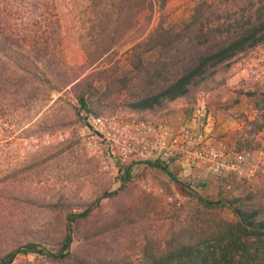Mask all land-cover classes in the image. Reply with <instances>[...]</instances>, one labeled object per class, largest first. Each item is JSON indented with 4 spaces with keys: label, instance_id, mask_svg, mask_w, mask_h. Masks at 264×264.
<instances>
[{
    "label": "rangeland",
    "instance_id": "1",
    "mask_svg": "<svg viewBox=\"0 0 264 264\" xmlns=\"http://www.w3.org/2000/svg\"><path fill=\"white\" fill-rule=\"evenodd\" d=\"M91 3L59 0L63 36L59 48L66 66L53 59L55 63L47 67L51 84L36 91L39 99L26 100L18 93L0 112V255L28 241L55 252L68 216L91 205L93 209L79 220L72 258L56 261L40 254L18 255L12 264H144L145 247L165 250L173 236L181 241H210L219 224L236 220L228 209L206 210L197 203L198 196L211 201L241 197L250 206L264 208V103L256 109L248 95L264 94V45L238 56L189 97L155 112L133 113L127 102L143 91L133 77L138 74L137 55L144 53L143 48L132 50L133 39L160 24L179 30L191 18L194 0H169L163 9L142 13L136 27L112 47L96 33ZM242 10L223 11L210 20H230ZM126 74L129 81L122 82ZM75 75L79 80L91 75L94 80L88 91L94 94L91 113L79 112L72 85L57 89L61 79ZM32 82L41 84V78ZM99 114L139 115L194 129L200 126L195 128L192 121L205 125L210 118L213 127H224V133L212 136L215 144L230 153L244 152L245 170L215 176L180 164L176 170L172 162L183 188L164 171L137 164L132 167V180L123 186L117 159L102 155L85 129L87 117ZM59 133L63 141L54 137L52 144H43L44 136ZM149 186L164 192H147ZM261 251L253 261L238 255L233 264H264V248Z\"/></svg>",
    "mask_w": 264,
    "mask_h": 264
},
{
    "label": "trees",
    "instance_id": "2",
    "mask_svg": "<svg viewBox=\"0 0 264 264\" xmlns=\"http://www.w3.org/2000/svg\"><path fill=\"white\" fill-rule=\"evenodd\" d=\"M91 2L89 7L96 17V33L100 41L112 47L136 27L142 13L163 9L169 0ZM239 10L243 11L241 15L230 20H217L214 22L216 26L211 28L214 25L210 20L212 15L223 11L238 13ZM59 13V0H0V112L5 105L12 104L18 93L26 100L39 99L36 91L46 83L51 84L47 67L55 63L51 62L53 59L66 66L65 56L59 48L63 43ZM133 40L132 50L136 52L143 48L144 52L137 55L135 70L138 74L133 77L143 91L131 97L127 109L133 113L155 112L206 87L218 71L238 56L264 45V0H243L242 3L226 0L225 4L221 0H194L191 18L179 30L160 24ZM183 48L187 54H183ZM150 51L152 54H148ZM165 73L171 77H166ZM34 78H41V84L32 82ZM79 78L75 75L61 79L57 89L72 85L80 105L79 112L91 113L94 94L88 91L94 80H90L91 75ZM121 81H129L127 74ZM248 95L254 99L256 109H261L264 94L254 92ZM148 164L164 171L185 188V183L171 168L172 161L158 160ZM132 167L120 168L123 186L132 180ZM197 203L211 211L228 209L236 220L219 224L211 231L210 241H206L207 238L181 241L173 236L168 242L170 247L165 250L157 252L145 247L144 264H233L238 255L253 261L262 252V206H250L241 197L211 201L198 196ZM92 209L93 205L84 212L68 216L65 235L56 243L55 252L36 241H28L1 254L0 264H12L18 255L29 254L44 255L56 261L72 258L71 247L78 237L79 220L86 218Z\"/></svg>",
    "mask_w": 264,
    "mask_h": 264
},
{
    "label": "built area",
    "instance_id": "3",
    "mask_svg": "<svg viewBox=\"0 0 264 264\" xmlns=\"http://www.w3.org/2000/svg\"><path fill=\"white\" fill-rule=\"evenodd\" d=\"M85 129L102 155L117 159L119 167L148 164L154 161L174 162L195 172L215 176L242 173L247 158L244 152H228L215 144L212 131L194 129L187 124H173L139 115H91ZM63 141L62 133L46 135L43 144L53 138ZM38 149L40 143L35 142ZM147 192L162 194V188H146ZM172 200V198H169Z\"/></svg>",
    "mask_w": 264,
    "mask_h": 264
},
{
    "label": "crops",
    "instance_id": "4",
    "mask_svg": "<svg viewBox=\"0 0 264 264\" xmlns=\"http://www.w3.org/2000/svg\"><path fill=\"white\" fill-rule=\"evenodd\" d=\"M209 119L210 118H208L207 119V123H205V125L203 124V123H198V124H196V122H194V121H192L191 122V125L192 126H194L195 128L197 127V126H200V128L199 129H208V130H211L212 131V135H214V134H218V133H220V134H222V133H224L223 131H224V127H218V128H215V127H213V124L212 123H209ZM226 125V124H225ZM224 125V126H225ZM180 165L178 164V163H175V165H174V168L177 170V169H180Z\"/></svg>",
    "mask_w": 264,
    "mask_h": 264
}]
</instances>
